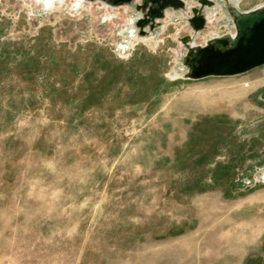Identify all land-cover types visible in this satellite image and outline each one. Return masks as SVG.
Masks as SVG:
<instances>
[{"label":"rangeland","instance_id":"374dc122","mask_svg":"<svg viewBox=\"0 0 264 264\" xmlns=\"http://www.w3.org/2000/svg\"><path fill=\"white\" fill-rule=\"evenodd\" d=\"M182 1L143 34L128 5L0 0V264H240L231 242L257 251L245 236L264 226V65L185 78V38L235 26L213 0L195 31L198 3ZM84 74L100 89L85 102Z\"/></svg>","mask_w":264,"mask_h":264},{"label":"water","instance_id":"95a60500","mask_svg":"<svg viewBox=\"0 0 264 264\" xmlns=\"http://www.w3.org/2000/svg\"><path fill=\"white\" fill-rule=\"evenodd\" d=\"M105 1L119 4L130 0ZM148 3L153 8L149 7L143 15L139 6L143 4L142 7H145ZM165 7L178 9L185 7V3L182 0H142L141 3L135 5V10L141 13L135 22L140 33H146L145 26L153 29L159 24L149 21V16L156 13V17H162ZM194 8H191V18H194ZM228 10L231 15L234 14L235 34L212 37L209 43H204L202 46H188L187 52L181 59V64L185 69L183 73L185 78L233 76L264 64V5L247 12H240L233 6H229ZM189 21L187 19L188 23ZM188 53L191 54V58H188L185 63L184 59ZM262 98L264 100V95Z\"/></svg>","mask_w":264,"mask_h":264},{"label":"bare ground","instance_id":"6f19581e","mask_svg":"<svg viewBox=\"0 0 264 264\" xmlns=\"http://www.w3.org/2000/svg\"><path fill=\"white\" fill-rule=\"evenodd\" d=\"M142 0H130L129 2H122V3H119L120 5H128V6H131V8L133 10H135V5L137 3H141ZM186 1V0H185ZM195 1L196 3H198V5L195 6V10H194V18H191L192 14L189 16V24H190V27H192L195 31H199L200 29L202 28H205V27H209L207 26L209 22H211L212 18L210 16V12H208V8L213 6L214 5V2L213 0H193ZM58 2V0H57ZM61 2V1H60ZM213 2V4H212ZM226 4H227V7L230 6V4L228 3V0H225ZM93 3V2H92ZM46 4V3H45ZM194 4V3H193ZM143 5V4H142ZM142 5L139 6V9H141V12L143 15L146 14L147 12V9L149 7H151V5H149V3L145 6V7H142ZM224 5V4H223ZM55 6V5H54ZM116 6H119V5H116ZM153 8V7H151ZM180 9V8H178ZM188 9V8H187ZM185 10V9H184ZM183 11V10H181ZM186 11V10H185ZM229 12V11H228ZM165 13V12H164ZM190 13V12H189ZM230 14V13H229ZM140 16H141V13H140ZM157 14L156 13H153L149 16V21H152V22H158L157 18H156ZM184 17V16H183ZM231 17L234 19V14L231 15ZM179 18V17H178ZM198 18H200V21H198ZM136 21V20H135ZM233 21V20H232ZM160 23V22H159ZM162 25V24H161ZM136 26V24H135ZM147 29V28H146ZM137 31V30H136ZM230 32V31H229ZM160 33V32H159ZM194 34V33H193ZM135 37V36H134ZM209 38V37H208ZM211 38V37H210ZM212 39V38H211ZM210 39V40H211ZM186 40V43L188 46H192V42H193V37L191 35H189L187 38H185ZM209 39L206 40V44L209 43L210 41ZM195 42V41H194ZM184 46V45H183ZM202 46V45H200ZM182 55V54H181ZM188 58H191V54L188 53V55L185 57L184 59V62L186 63L187 59ZM179 68V67H178ZM184 73V72H183ZM264 177V176H263Z\"/></svg>","mask_w":264,"mask_h":264},{"label":"trees","instance_id":"16d2710c","mask_svg":"<svg viewBox=\"0 0 264 264\" xmlns=\"http://www.w3.org/2000/svg\"><path fill=\"white\" fill-rule=\"evenodd\" d=\"M31 72V70H30V68H27V69H25L24 70V72ZM118 76V75H117ZM117 76L114 74V78H117ZM84 77H85V83H87V86L88 87H90V89H89V91H88V93L87 94H85V96H84V102L88 99V98H90V99H92V98H94L95 97V94H97L98 92L97 91H99L100 89L99 88H93V83L92 82H88V80H87V76L84 74ZM130 79V76H125L123 79ZM213 147H214V145H213ZM252 167H253V164H252ZM251 167V168H252ZM220 175H223V172H221V174ZM217 178V177H216ZM216 178H214V179H216ZM220 179H218V180H221V176L219 177ZM252 180L251 179H249V182H251ZM245 185V182L244 181H241V180H238V182L237 183H235V187L237 188V189H241V187L242 186H244ZM215 186V185H214ZM211 186H209V187H205V188H200L199 190L200 191H205L206 189H208V188H210ZM213 187V186H212ZM249 189H251V188H249ZM234 191H236L235 189L234 190H225V192H224V194L225 195H232L233 193H234ZM264 249V237H263V240H262V250ZM244 264H264V256H263V254L261 253V254H258V255H251V256H248L247 258H246V260H245V263Z\"/></svg>","mask_w":264,"mask_h":264},{"label":"crops","instance_id":"0c3cea01","mask_svg":"<svg viewBox=\"0 0 264 264\" xmlns=\"http://www.w3.org/2000/svg\"><path fill=\"white\" fill-rule=\"evenodd\" d=\"M261 217H259V220L258 221H255L254 222V225H252L251 229H250V225H247V227L250 229L249 232H248V235L245 236L246 238L249 239V241L251 239H258V249L257 251L255 252H251V253H247V252H243L242 250H237L233 247V243L231 242L230 243V253L229 254L231 257L233 258H239L241 261H240V264H244L245 263V260L248 256H251V255H258V254H261V250H262V240H263V237H264V226H262V220L260 219ZM246 239L242 242V243H246L245 242ZM243 252V253H241Z\"/></svg>","mask_w":264,"mask_h":264},{"label":"flooded vegetation","instance_id":"af4514ba","mask_svg":"<svg viewBox=\"0 0 264 264\" xmlns=\"http://www.w3.org/2000/svg\"><path fill=\"white\" fill-rule=\"evenodd\" d=\"M208 12H210L211 13V11L208 9Z\"/></svg>","mask_w":264,"mask_h":264},{"label":"built area","instance_id":"2783aa9c","mask_svg":"<svg viewBox=\"0 0 264 264\" xmlns=\"http://www.w3.org/2000/svg\"><path fill=\"white\" fill-rule=\"evenodd\" d=\"M264 65V64H263Z\"/></svg>","mask_w":264,"mask_h":264}]
</instances>
